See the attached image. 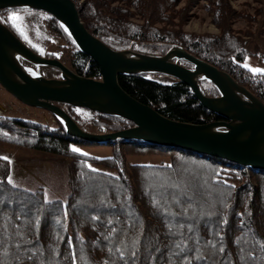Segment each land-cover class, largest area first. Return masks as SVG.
Masks as SVG:
<instances>
[{
	"label": "trees",
	"instance_id": "trees-1",
	"mask_svg": "<svg viewBox=\"0 0 264 264\" xmlns=\"http://www.w3.org/2000/svg\"><path fill=\"white\" fill-rule=\"evenodd\" d=\"M73 1L88 32L112 50L164 56L182 48L229 75L264 104V74L242 65L247 56L264 57V51L257 45L250 49L252 33L241 35L232 29L241 13L231 7V0ZM182 1L185 5L178 9ZM200 3L206 4L203 8L212 15L218 34L183 31L188 10ZM23 11L36 12L2 10L0 23L37 55L56 59L27 44L10 19ZM44 15L47 32L62 44L69 68L80 77L100 80L92 59L56 19ZM259 34L264 37V30ZM152 76L121 75L118 82L133 99L171 120H216L188 86L178 81L162 84ZM200 86L209 97L219 96L211 83ZM60 107L88 133L133 127L125 119L90 111L93 117L85 122L75 115L77 108ZM0 142L72 159L69 196L47 202L42 190L14 187L7 178L10 163L0 158V264H264V170L121 140L108 143L110 157H91L73 148L95 145L69 136L57 118L56 127L50 128L0 116ZM134 157L167 162L129 164L127 159ZM90 163L114 173L95 170Z\"/></svg>",
	"mask_w": 264,
	"mask_h": 264
},
{
	"label": "water",
	"instance_id": "water-1",
	"mask_svg": "<svg viewBox=\"0 0 264 264\" xmlns=\"http://www.w3.org/2000/svg\"><path fill=\"white\" fill-rule=\"evenodd\" d=\"M7 9H29L53 17L99 69L100 80L80 77L59 60L37 55L0 23V87L26 106L49 111L69 136L97 146L117 140L141 142L264 170V104L226 73L179 47L164 56L112 50L88 32L80 19L81 9L73 0H0V11ZM19 59L33 66L54 68L61 78L47 79L33 69L27 73ZM137 74L161 75L183 83L204 109L216 115V120L207 124L178 122L139 103L118 82L121 75ZM201 81L211 83L219 96L205 95ZM61 105L116 116L133 127L107 134L88 133Z\"/></svg>",
	"mask_w": 264,
	"mask_h": 264
},
{
	"label": "rangeland",
	"instance_id": "rangeland-1",
	"mask_svg": "<svg viewBox=\"0 0 264 264\" xmlns=\"http://www.w3.org/2000/svg\"><path fill=\"white\" fill-rule=\"evenodd\" d=\"M77 3H82V0H79ZM230 4L236 12L241 13V18L234 22L232 29L235 32H240L241 35L248 31L252 33L254 37L251 40L250 49H253V46L257 45L260 50L264 51V37H261L259 34L264 30V0H231ZM184 5L185 2L182 1L177 8L180 9ZM204 5L206 4L200 3L199 6L188 10L186 21L183 25L184 32L194 34L219 33L218 29L211 23L212 15L203 8ZM16 15L19 16V20L15 22L21 29L27 44L38 51L54 54L57 60L69 68L62 44L47 32L45 15L29 11L19 12ZM242 65L253 73L264 74V57L247 56ZM23 66L28 69H33L38 75L47 79L61 78L60 72L51 67L33 66L26 61L23 62ZM252 69H259L260 71L254 72ZM152 78L162 84H173L175 82L174 79L166 76L153 75ZM202 82L204 81L200 83ZM200 87L203 93L207 95L202 86ZM74 112L76 116L85 122L93 117L88 111L75 109ZM0 116L37 122L47 125L50 128L56 127V117L49 111L42 108L26 106L17 101L1 87ZM73 149H76L82 154L99 159L110 157L112 153L111 147L109 146H75ZM0 158L10 163L7 178L11 180V184L14 187L29 191L42 190L44 192V199L47 202L56 200L66 201L69 196L67 180L68 170L72 163L71 158L1 142ZM127 160L129 164L141 165H158L167 162V159L160 157H134L128 158ZM89 166L98 171L114 173L100 165L90 163Z\"/></svg>",
	"mask_w": 264,
	"mask_h": 264
},
{
	"label": "snow or ice",
	"instance_id": "snow-or-ice-1",
	"mask_svg": "<svg viewBox=\"0 0 264 264\" xmlns=\"http://www.w3.org/2000/svg\"><path fill=\"white\" fill-rule=\"evenodd\" d=\"M10 19H11L13 22H15V21L19 20V16L16 15V14H12L11 17H10ZM13 26H14V27L16 26L15 23H13ZM252 71H254V72H259L260 70H259V69H252ZM73 151H77V150H76V149H73ZM9 182L11 183V180H9Z\"/></svg>",
	"mask_w": 264,
	"mask_h": 264
},
{
	"label": "bare ground",
	"instance_id": "bare-ground-1",
	"mask_svg": "<svg viewBox=\"0 0 264 264\" xmlns=\"http://www.w3.org/2000/svg\"><path fill=\"white\" fill-rule=\"evenodd\" d=\"M19 61L21 62V66L24 68V70L27 72V73H30V69L26 68L23 66V62H25V60L23 59H19Z\"/></svg>",
	"mask_w": 264,
	"mask_h": 264
}]
</instances>
